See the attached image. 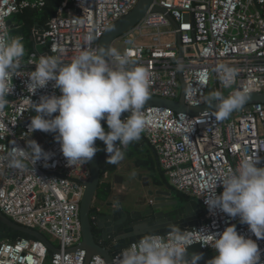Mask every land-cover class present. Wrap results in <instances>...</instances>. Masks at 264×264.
Instances as JSON below:
<instances>
[{"label": "built area", "instance_id": "obj_1", "mask_svg": "<svg viewBox=\"0 0 264 264\" xmlns=\"http://www.w3.org/2000/svg\"><path fill=\"white\" fill-rule=\"evenodd\" d=\"M47 1L0 0V37L9 39L7 21L15 14L27 8H43ZM140 1L65 0L43 29L41 45L47 46V51L21 59L20 68L12 77L13 90L6 97L10 104L0 112V210L17 224L57 241L52 243L60 252L52 254V264L87 263L85 250H68L83 240L80 209L92 173L89 163L68 167L55 140L43 149L52 154L49 160L33 165L29 152L22 158L23 168L9 166L14 145L25 148L32 137L43 136L38 130L28 132L30 119L36 115L25 99L31 95L26 89V75L35 67L29 61L59 55L64 63H69L86 44L88 35L94 37L91 48H99L109 28L129 15ZM34 36L41 39L39 29H35ZM118 42L136 64L150 72L149 96L179 101L181 78L186 86L184 101L190 107L213 102L207 97L212 84L215 92L225 97L235 90L264 93V0H155L145 18L112 47ZM221 65L235 70L229 87L224 86L223 74L217 71ZM53 83L37 90L32 101L38 103L42 95H60ZM142 113L145 127L140 137L148 141L164 175L174 190L200 200L205 210L201 225L184 229L191 232L188 251L195 246L203 251L213 250L212 241L203 233H222L235 225L239 234L257 242L264 264V239L257 240L238 217L230 218L218 209L210 213L204 203L214 191L217 195L222 193L217 179L234 169L244 152L257 153L262 160L258 167H264V103L243 107L223 120L218 119L217 113L192 116L165 106H146ZM128 115L122 113L120 119L124 121ZM134 142L121 146V150ZM160 236L167 238V234ZM49 254L48 247L37 239L18 238L0 244V264H46ZM119 255L113 258V264H117ZM88 264L107 262L94 255Z\"/></svg>", "mask_w": 264, "mask_h": 264}, {"label": "clouds", "instance_id": "obj_2", "mask_svg": "<svg viewBox=\"0 0 264 264\" xmlns=\"http://www.w3.org/2000/svg\"><path fill=\"white\" fill-rule=\"evenodd\" d=\"M85 39L86 44L69 63H64L59 55L40 56L29 61L35 67L26 75V89L31 95L25 99L36 113L30 119L28 132L55 134L54 140L59 143L68 167L89 163L100 150L95 146L97 140L106 146L107 163L117 164L124 159L121 146L139 140L145 127L142 109L151 83L150 72L136 64L127 49L123 52L112 46L92 49L94 37L88 35ZM24 56L21 37H0V112L10 104L6 97L13 90L12 77ZM217 71L223 74L224 86L229 87L235 70L221 65ZM49 82H54L53 87L60 95H42L34 103L31 96ZM215 100L217 117L223 120L242 109L248 95L235 90L225 97L217 92ZM125 112L129 115L122 121L120 117ZM101 121L106 122L107 131ZM29 152L33 165L42 159L49 160L52 155L30 139L25 148L12 147L9 166L23 168L22 158ZM261 163L257 153L244 152L236 167L217 179L222 193L217 195L214 191L204 199L210 213L218 209L230 218L238 217L257 240L264 239V167H258ZM203 235L212 241L211 248L216 253L206 264H262L257 242L239 234L235 225L226 227L222 233ZM190 240L191 232L170 225L166 239L158 234L143 236L120 253L117 264H198L203 254L189 253Z\"/></svg>", "mask_w": 264, "mask_h": 264}, {"label": "water", "instance_id": "obj_3", "mask_svg": "<svg viewBox=\"0 0 264 264\" xmlns=\"http://www.w3.org/2000/svg\"><path fill=\"white\" fill-rule=\"evenodd\" d=\"M155 0H141L138 6L125 18L114 24L106 32L100 41V47L113 46L115 41L137 26L149 13ZM155 11L165 12L163 9L155 8ZM176 27L178 23L172 16H169ZM13 19L7 21L10 29L14 27ZM39 29V28H37ZM40 30V40L35 37L36 45H41L43 41V29ZM180 49L183 47L179 36ZM182 91L179 101H169L157 97L149 96L146 106H165L172 108L176 112L188 113L192 116H199L205 112L217 113V101L207 102L200 107H190L185 104V82L181 78ZM248 100L243 107L257 103H264V93L247 94ZM143 107V108H144ZM104 121H101L102 127ZM98 148V140L95 142ZM91 167V179L87 184V189L81 203V220L83 240L81 245L69 249L68 252L85 250L87 252V263L94 255L105 258L107 264H113V258L122 252V249L129 243L140 240L148 234L166 235L169 226H178L181 230L185 228H195L203 223L201 216L204 215L200 200L188 199L179 202L176 197L162 190H151L146 197H140L139 201L125 198L120 202L110 201L109 198L97 203L96 194L101 184L102 173L99 160V151L89 162ZM121 175H114V185L122 183ZM113 191V189H112ZM111 191V194H112ZM165 195L170 196L167 199ZM154 198L151 202L149 198ZM112 209V211H111ZM0 222L10 229L25 233L43 242L53 253H59L52 241L42 232L17 224L8 218L0 210Z\"/></svg>", "mask_w": 264, "mask_h": 264}, {"label": "trees", "instance_id": "obj_4", "mask_svg": "<svg viewBox=\"0 0 264 264\" xmlns=\"http://www.w3.org/2000/svg\"><path fill=\"white\" fill-rule=\"evenodd\" d=\"M64 1L65 0H48L46 6L43 8H27L12 17L14 21V27L11 29L12 32L22 38L26 48L29 50V54L24 57V59H27L32 53H35L38 50L34 36L35 29L47 28L51 18L56 14L58 8ZM47 49V46H43V51H47ZM103 127L107 131L106 123H104ZM105 147L106 146L103 144V142L98 140V148L100 149L99 160L102 173L101 184L96 194V198L99 202L107 200L110 197L112 191L110 179L117 172L119 166V163L110 164L106 162L107 154L104 150ZM128 151L130 152V155L136 156L137 166L148 168L152 173H159L162 177H165L164 172L159 166L156 155L145 137H140L139 140L131 144L128 147ZM106 174L109 175L107 179L105 178ZM181 195L186 199H190L184 194ZM203 211L205 212L204 208ZM18 238L36 240V238L25 233L14 231L0 222V244L3 241H15ZM193 248H195L198 253H204V251L199 246H195ZM51 256L52 253L50 252L46 259V264H52Z\"/></svg>", "mask_w": 264, "mask_h": 264}, {"label": "crops", "instance_id": "obj_5", "mask_svg": "<svg viewBox=\"0 0 264 264\" xmlns=\"http://www.w3.org/2000/svg\"><path fill=\"white\" fill-rule=\"evenodd\" d=\"M123 152H124V159L119 162L118 170L116 172V174H119L122 176L123 182L116 184L115 187L113 186L114 188L112 187L113 191L109 197L110 201L120 202L124 200L125 197L133 201H139L140 197L148 196V193L151 190H162L165 193H170L173 197H176V200L179 202H183V201L185 202L188 200L185 197H183L181 194H179V192L174 190V188L172 187V185L170 184L169 180L167 179L165 175H164L165 177H162L159 173L157 174L152 173L148 168L137 166L136 156L130 155L128 148L123 150ZM122 169H126L128 171L132 170V171H130L128 173L129 175L126 176L125 173H120ZM136 172L138 173V175L135 174ZM144 178H146L145 179L146 184H143ZM138 179H142L140 183L141 185L139 184V187L137 185L138 182L137 183L134 182V180H138ZM129 181L131 184L130 190H127V186H125V184L126 182H129ZM128 189H129V186H128ZM165 197L167 199H170V196L168 195L167 196L165 195ZM153 199L154 198L150 197L149 201L151 202ZM204 216H205V213L204 215L201 216V219H203ZM192 252L198 253L195 248H191L189 250V253H192ZM202 254H203V258L198 262V264H206V262L212 259L216 253L214 250H210V251H204V253Z\"/></svg>", "mask_w": 264, "mask_h": 264}, {"label": "rangeland", "instance_id": "obj_6", "mask_svg": "<svg viewBox=\"0 0 264 264\" xmlns=\"http://www.w3.org/2000/svg\"><path fill=\"white\" fill-rule=\"evenodd\" d=\"M12 37H19V36H17L14 32H12V30L11 29H9V38H12ZM23 44H24V47H25V56L24 57H26L28 54H29V50L26 48V46H25V43L23 42ZM114 47H116L119 51H121V52H123L124 51V48H125V46L121 43V42H118V43H116L115 44V46ZM37 48H38V50L37 51H39V52H42L43 51V46L42 45H37ZM23 57V58H24ZM181 91H182V89H180V91H179V94H181ZM215 88H214V85L212 84L211 85V87H210V89L208 90V93H207V97H208V99H209V101H215ZM54 135L55 134H53V133H44L43 132V136H34V137H32L31 139H33V140H35L41 147H42V149H45L51 142H53L54 141ZM49 143V144H48ZM130 171H132V170H126V169H122L121 171H120V173H125V175L126 176H128L129 174V172ZM119 173V172H118ZM136 175H138V173L136 172L135 173ZM130 176H132V175H130ZM141 178V177H140ZM146 178H144L143 179V184H146V180H145ZM112 180V182H111V184H112V187L114 186L115 187V185L113 184L114 183V180H113V178L111 179ZM140 180V181H139ZM141 180L142 179H138V180H134V182L135 183H137V185H138V187H139V184L141 183ZM141 185V184H140ZM113 187V188H114ZM52 242H54V243H57V241L55 240V239H53L52 237H50V236H47Z\"/></svg>", "mask_w": 264, "mask_h": 264}, {"label": "flooded vegetation", "instance_id": "obj_7", "mask_svg": "<svg viewBox=\"0 0 264 264\" xmlns=\"http://www.w3.org/2000/svg\"><path fill=\"white\" fill-rule=\"evenodd\" d=\"M115 175V174H114ZM113 178V180H114V176L112 177ZM111 178V179H112ZM110 179V182H112V180ZM130 181L129 182H126V184H125V186H127V190H130ZM128 186H129V189H128ZM126 198V197H125ZM97 203H99V201L97 200Z\"/></svg>", "mask_w": 264, "mask_h": 264}]
</instances>
